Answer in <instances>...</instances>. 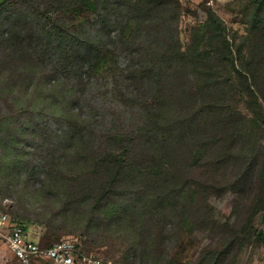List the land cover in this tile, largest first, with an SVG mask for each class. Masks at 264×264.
<instances>
[{
    "label": "trees",
    "instance_id": "1",
    "mask_svg": "<svg viewBox=\"0 0 264 264\" xmlns=\"http://www.w3.org/2000/svg\"><path fill=\"white\" fill-rule=\"evenodd\" d=\"M254 5L264 11V0ZM179 8V0H0V93L23 91L31 99L41 85L42 104L62 94L53 106L40 107L42 115L59 114L62 129L51 135L48 125L36 124L32 132L47 143L55 141L62 150L53 155L64 156L69 146L80 143L78 153L92 161L87 167L98 178L92 195L97 208L127 197L122 214L135 232L133 249L142 264L150 242L161 253L167 232L194 235L195 228L212 221L210 195L230 190L240 201L249 200L245 190L256 181L253 152L231 148L244 124L263 127L264 56L258 44L247 52L233 49L219 24L197 29L183 51L177 38ZM215 19L211 15L208 21ZM57 77L69 82V97L50 83ZM100 80L99 95L129 113L131 129H124L126 120L118 127L104 114L110 130L101 132L95 112L75 110L86 88ZM239 101L246 104L249 119L233 110ZM5 103L7 115L17 118L38 106L25 102L13 109ZM238 161L236 177L228 182V164ZM262 197H255L245 219L246 231L260 239L264 234L254 219L264 212ZM79 198L64 196L63 207L76 206ZM56 241L38 242L49 246Z\"/></svg>",
    "mask_w": 264,
    "mask_h": 264
},
{
    "label": "rangeland",
    "instance_id": "2",
    "mask_svg": "<svg viewBox=\"0 0 264 264\" xmlns=\"http://www.w3.org/2000/svg\"><path fill=\"white\" fill-rule=\"evenodd\" d=\"M179 2L177 38L183 51L189 49L197 29L219 24L233 49L240 48L247 52L258 44L259 56H264V11L255 10L254 0H218L212 9L215 13H208L203 5L197 6V2ZM211 15L216 19L209 23ZM70 16L73 17V13ZM229 70L228 62V77ZM60 80L57 77L50 83L57 92H66L69 97L70 92L66 89L69 82L62 84ZM100 81L86 88L80 106L77 105L75 110L82 108L85 115L95 112L101 132L110 130L109 119H102L104 114H107L106 118L112 117L117 121L115 125L118 127L126 120L124 129H131L129 113L121 111L122 107L109 97L99 95V90H103V81ZM32 87L30 84L28 91ZM42 92L45 89L39 85L31 99L23 91L11 96L0 93V215L4 214L12 222L23 224L28 237L33 240L51 242L69 239L76 241L85 251L107 258L114 264H142L133 249L135 232L129 228L122 214L124 205L129 206L127 197L117 196L119 199H115V206L97 208L92 195L98 178L89 168L92 161L78 153L83 148L80 143L69 146L64 156L61 153L53 155V152L62 150L54 146L55 141L47 143L40 139L38 132H32L37 130L36 124L48 125L51 135L62 129L59 114H40V107L43 108L45 104L53 106L62 98V94L50 100L47 98L42 104L39 103L43 98ZM5 99L9 108L13 109L25 102L38 105L36 109L30 108L29 114L34 119L31 120L27 114L19 118L8 116ZM233 99L238 100V97ZM89 104L94 110L90 109ZM245 106L240 101L234 102L233 110L249 119L251 115ZM258 126V129H253L251 123L247 127L244 124L243 130L236 134L237 143L231 148L234 153L253 152L258 160L255 165L256 181L253 179L249 182L244 194L250 201H240V197L230 190L219 197L210 195L208 202L212 221L207 226L195 228V237L185 231L178 234L167 232L163 237L161 253H157L154 242H150L143 264H264V238L260 239L257 234L245 229V219L251 212L255 197L262 194L264 201V124L263 127ZM240 163L228 164V182L231 177H236ZM204 168L205 164L197 172L203 173ZM73 194L83 196L82 201L77 202L79 205L63 207L64 196L71 197ZM254 220L255 227L264 234V212ZM132 224L138 227L137 220ZM167 228L171 229L169 224ZM5 231L0 225V264H17L4 245Z\"/></svg>",
    "mask_w": 264,
    "mask_h": 264
},
{
    "label": "built area",
    "instance_id": "3",
    "mask_svg": "<svg viewBox=\"0 0 264 264\" xmlns=\"http://www.w3.org/2000/svg\"><path fill=\"white\" fill-rule=\"evenodd\" d=\"M191 1V0H184ZM206 9H213L218 0H199ZM3 225V242L17 264H114L111 260L82 250L74 241L62 239L42 246L28 237L25 227L0 215Z\"/></svg>",
    "mask_w": 264,
    "mask_h": 264
}]
</instances>
